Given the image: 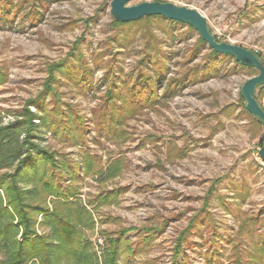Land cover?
I'll use <instances>...</instances> for the list:
<instances>
[{
	"label": "rangeland",
	"instance_id": "obj_1",
	"mask_svg": "<svg viewBox=\"0 0 264 264\" xmlns=\"http://www.w3.org/2000/svg\"><path fill=\"white\" fill-rule=\"evenodd\" d=\"M143 1L195 9L221 42L264 59V0L127 5ZM110 2L0 0V124L13 121L12 112L37 96L46 110L56 105L67 115L75 144L39 120L34 140L79 164L78 179L62 174V181L78 190L73 199L84 222L73 224L99 261L109 239L123 236L118 264H264V127L240 95L258 71L228 56H209L211 49L198 46L199 35L187 24L144 16L117 25ZM154 53L168 68L167 81L147 102L143 90L132 96L129 87L137 63ZM62 62L68 77L53 71L56 95L48 93L49 69ZM84 70L87 83H76ZM113 84L125 103L106 102ZM168 86L172 96L164 95ZM255 96L264 108V88L257 87ZM115 166H121L118 174L102 180L99 172ZM117 189L121 193L108 204L94 200ZM45 203L52 208L50 197Z\"/></svg>",
	"mask_w": 264,
	"mask_h": 264
},
{
	"label": "trees",
	"instance_id": "obj_2",
	"mask_svg": "<svg viewBox=\"0 0 264 264\" xmlns=\"http://www.w3.org/2000/svg\"><path fill=\"white\" fill-rule=\"evenodd\" d=\"M167 22L170 25H181L180 22L169 19ZM114 23L123 24L117 20ZM215 38L220 41L217 36ZM197 43L198 46L205 45L200 37ZM155 53L146 54L137 63L139 73L129 87V91L133 92L132 96L136 93L138 95L139 89L143 90L147 102L157 96L155 87L167 81L168 68L163 67L161 58ZM219 55L224 54H217L212 49L209 52V56L213 58ZM259 57L262 59L260 55ZM262 61L264 63V59ZM79 65L81 67V64ZM143 69L153 71L154 77L146 75ZM53 71L64 73V77H68V74L65 72L63 62L50 67L49 81L44 88L48 93L56 95L50 85L54 81ZM85 72V70L80 72L77 77L79 81L76 83H87V79L84 78ZM115 87L116 85H111L105 93L104 97L108 104L114 103L115 99H124L121 94L114 91ZM261 88H264V85ZM167 93L170 96L175 94L169 90V86L164 95H168ZM39 98L40 96H37L36 99L24 104L20 110L12 112L15 115L13 121L0 124V264H118L119 242L123 236L109 239L102 260L99 261V257L91 252V244L81 236L73 224L74 220L84 222V213L78 212L73 199L78 195L77 188L65 184L62 181V174L71 182L78 179L79 164L72 161L67 154H58L42 148L34 139L37 137L36 132L39 131L40 124L54 134L61 133L62 137L70 139V145L75 142L71 141L73 137L69 136L67 115L61 107L55 105L52 109L46 110L45 106L39 103ZM56 101L59 102L58 99ZM30 104L41 114L31 111ZM73 116L80 125L81 118L75 114ZM34 120H39V124ZM81 133L84 135V132ZM90 168L88 162L82 164L85 175L89 174ZM120 168L121 166H115L105 173L99 172L101 179L114 177ZM25 184L30 187L26 188ZM120 193L119 189L102 192L94 200L100 205L108 204ZM48 197L52 203L51 209L45 203ZM37 214L42 216L39 222ZM85 220L90 223L87 216ZM37 226L46 227L47 231L38 232ZM182 238V236L178 238L177 249L181 246ZM125 248L129 249L128 244ZM177 252L174 250V256Z\"/></svg>",
	"mask_w": 264,
	"mask_h": 264
},
{
	"label": "water",
	"instance_id": "obj_3",
	"mask_svg": "<svg viewBox=\"0 0 264 264\" xmlns=\"http://www.w3.org/2000/svg\"><path fill=\"white\" fill-rule=\"evenodd\" d=\"M128 1L111 0L110 12L115 20L130 22L144 16H161L187 24L198 33L204 43L215 53L229 55L240 65L256 69L258 73L249 77L242 84L240 95L244 100L245 109L264 127V108L259 104L255 96L256 88L264 85V63L255 51L240 45L217 41L211 33L205 17L195 9L160 1H143L136 5L128 6ZM260 155L264 158V145L260 149Z\"/></svg>",
	"mask_w": 264,
	"mask_h": 264
},
{
	"label": "built area",
	"instance_id": "obj_4",
	"mask_svg": "<svg viewBox=\"0 0 264 264\" xmlns=\"http://www.w3.org/2000/svg\"><path fill=\"white\" fill-rule=\"evenodd\" d=\"M98 243L101 244L102 243L101 240H98Z\"/></svg>",
	"mask_w": 264,
	"mask_h": 264
}]
</instances>
